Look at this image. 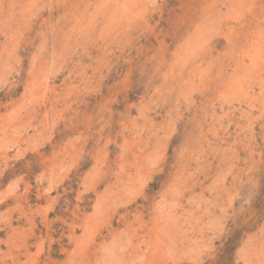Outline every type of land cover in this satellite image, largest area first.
I'll use <instances>...</instances> for the list:
<instances>
[{
    "label": "rangeland",
    "instance_id": "374dc122",
    "mask_svg": "<svg viewBox=\"0 0 264 264\" xmlns=\"http://www.w3.org/2000/svg\"><path fill=\"white\" fill-rule=\"evenodd\" d=\"M0 264H264V0H0Z\"/></svg>",
    "mask_w": 264,
    "mask_h": 264
}]
</instances>
